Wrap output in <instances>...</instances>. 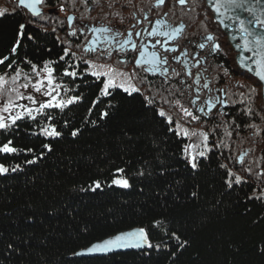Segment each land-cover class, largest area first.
Instances as JSON below:
<instances>
[{
  "label": "trees",
  "instance_id": "trees-1",
  "mask_svg": "<svg viewBox=\"0 0 264 264\" xmlns=\"http://www.w3.org/2000/svg\"><path fill=\"white\" fill-rule=\"evenodd\" d=\"M7 2L15 7L0 16V59L8 57L13 66L0 65V75L20 69L33 75L25 61L38 69L53 61L55 78L69 89L65 97L82 100L63 111L46 110L50 118L38 115L0 130V147L11 141L18 149L0 153V165L9 169L0 174V264H264V175H252L264 158L242 167L229 144L234 135L241 142L250 134L244 112L228 117L227 127L235 120L239 128L226 137L219 127L216 147L192 169L183 152L189 141L156 115L159 103L145 100L157 96L153 90L101 96L100 80L69 67L77 65L75 51L57 24L31 17L16 0ZM65 70L77 71V78L64 76ZM49 126L61 135L45 136L42 128ZM221 164L247 183L228 188ZM118 169L130 188L108 186ZM97 179L102 190L93 192L89 186ZM140 228L159 249L88 252Z\"/></svg>",
  "mask_w": 264,
  "mask_h": 264
},
{
  "label": "flooded vegetation",
  "instance_id": "flooded-vegetation-1",
  "mask_svg": "<svg viewBox=\"0 0 264 264\" xmlns=\"http://www.w3.org/2000/svg\"><path fill=\"white\" fill-rule=\"evenodd\" d=\"M169 1L165 0L163 5L157 0H143L139 3L134 1L135 3L128 4L126 10H122L124 0L122 3L116 0H88L87 4H84L83 0H75L74 3L73 0H67L66 4H63V0H46V3L40 6L43 12L39 18L47 14V9L50 12L54 11L53 23L57 24L63 34L62 37L68 38L73 45L75 52H71L72 57H75L76 66L81 69V73L96 80L90 75L92 69L89 64L84 63L87 60L131 76L132 82L141 91L155 92L157 96L154 100L170 114L174 124L181 122L175 117L180 114L174 112L182 113L180 105H183L194 116L199 117L198 121L202 120L207 123V127L215 128L212 133L208 132L209 144L214 149L217 134L220 132L218 119L221 116L228 118L234 110L226 103L227 96L225 97V90L221 88L222 74L242 76L256 86L262 84L239 68L238 53L227 34L216 23L214 14L205 0H195L200 12L194 13L193 17L209 16L207 20L212 23L213 31L216 33L218 31L226 39L223 44L233 57L217 55L221 48L219 50L215 48V45L219 44L216 37L212 33L201 34V23L185 21V18L193 13L188 8L190 5L188 0L185 5H180L178 1L173 2L165 12H159L158 8L167 6ZM201 2L205 4L203 15ZM113 3L116 7L110 6ZM58 5H63L66 11L60 12ZM106 9L109 12H106ZM42 22L48 23L44 19ZM100 27H107L111 31L107 33L92 31L93 28ZM73 30L76 32L75 36L70 35ZM209 36L213 39L208 40ZM201 44L204 45L203 48L200 47ZM245 50L248 51L246 48ZM154 56L161 61L158 66L148 63ZM103 79L102 77L100 81ZM205 84L208 85L207 88L204 87ZM162 95H166L165 98H162ZM217 98L223 103H217ZM201 108L202 112L199 111ZM261 108L264 112V105ZM184 121L195 120L185 117Z\"/></svg>",
  "mask_w": 264,
  "mask_h": 264
},
{
  "label": "snow or ice",
  "instance_id": "snow-or-ice-1",
  "mask_svg": "<svg viewBox=\"0 0 264 264\" xmlns=\"http://www.w3.org/2000/svg\"><path fill=\"white\" fill-rule=\"evenodd\" d=\"M21 5L30 9L31 13L34 16H41L40 9L37 7L38 5H42L46 3V0H20ZM75 0H73V3ZM88 0H83L84 4H87ZM180 5H185L186 0H178ZM67 0H63V4H66ZM131 3V0H129ZM159 3L163 5L165 0H159ZM111 7H116V4L113 3L110 5ZM127 4L122 6V10L127 9ZM58 10L60 12H65L66 8L63 5H58ZM236 10H242L250 15V19L247 21L250 25H255L258 28H264V9H254L250 6L247 0H215V11L220 16H227L229 12H234ZM231 19H238L237 17H230ZM239 31L243 34L245 40V48L249 51L252 50L249 45L254 44L257 49H264V36H260L258 34H254L249 30L248 27L245 26V21L243 19H239ZM24 26L22 25L21 28ZM87 27V26H85ZM92 31L94 32H110L111 30L107 27H100V28H93ZM179 31V30H178ZM20 36H23V32L19 33ZM70 35L75 36L76 32L73 30ZM251 37L252 39H249ZM30 38V37H29ZM208 40H212L213 37H207ZM201 48L204 47L203 44L200 45ZM20 48V44H16L14 47L11 48V52L13 54L17 53V50ZM215 48L217 50L220 49V45L216 44ZM133 49L135 46L133 45ZM65 55H67V50L65 51ZM61 59H64L62 56ZM6 61L8 63L6 64ZM160 59L158 57H153L152 60H149V64H156L157 66L160 63ZM25 63L31 66L32 73L37 78L35 83L32 82L29 73H25L23 69H20L15 72L14 75H10L8 72H5L4 75H0V130L8 131L12 129L14 126H17L18 121H23L26 118L31 120H36L38 115H44L45 117L50 118V113L46 110L50 109H59L63 111L65 108L78 103L82 100V97L76 95L71 97L62 98L60 95V90L63 89L65 93L69 91V89L62 85L58 84L55 81L54 73L55 69L51 66L54 62L48 61L44 64L42 69H38L35 64H32L31 61H25ZM84 63L89 64L92 71L90 75L94 76L97 80L102 81V87L100 88V95L103 97H108L112 94V92L116 89H120L123 92L127 93L129 96L133 95L134 93H140L141 89L137 87L132 82V77L126 75L123 72H119L114 68L105 66V65H96L90 61H84ZM163 63H167V61H163ZM0 65H5V68L8 70L12 69V61H9L8 57L0 59ZM69 67L75 68L78 67L76 65H69ZM257 67L259 71L257 72V76L260 81L264 82V53L261 55V59L257 61ZM64 76L71 77L72 79L77 78V71H68L65 70L63 73ZM21 78L25 81L21 83ZM35 93H40L42 96L48 97V99L44 102H39L33 95L28 94L25 95L24 92L19 91L20 88H23L27 91L29 88ZM205 88L208 87L207 84L204 85ZM255 92V89L251 90ZM27 100L32 105H37L38 107H30L29 105L22 104L20 101ZM145 100L148 105H152L155 103L153 98L145 97ZM99 101H97L98 103ZM217 103H223L217 98ZM239 103L244 104L245 101L241 99ZM184 115L186 117H190L192 120H199L198 116H194L191 111L187 108H184L183 105H180ZM199 111H203V109H199ZM244 112L248 116L253 115L252 107L249 105ZM7 114V115H5ZM104 117L108 116V112L102 113ZM156 115L163 118V121L166 122L168 125L172 126L174 124L173 118L168 115L163 108H160ZM232 125L235 127L232 128ZM248 127L254 130V135L260 134L259 126L256 124H248ZM232 130H229V129ZM239 128V125H236L235 120L232 121V124L229 127L224 129V133L226 136L231 137L233 131ZM169 131H173L178 136H183L187 139H191V137L195 136L199 138V144H188L184 147V159L190 165L192 169H197L199 166V158L206 159L208 154L213 151V146L209 144V133L205 131H190L188 128L180 125L178 122L175 123L174 127H170ZM215 131V130H213ZM42 133L45 136L56 138L61 135L59 131L54 126H49L42 128ZM73 136L78 135V132H73ZM11 141L5 143L2 147H0V153H16L18 149L16 147L11 146ZM48 151H51V147L45 145ZM34 162V161H30ZM243 163V160L240 161ZM221 168L226 169L225 172V184L228 188H232L233 185H240L243 183H247V180L244 179L242 176L237 175L236 173L232 172L228 169V166L225 164L220 165ZM16 168H13L12 171H16ZM9 171L8 168L0 165V174H6ZM123 169H118L117 177L112 179L111 184L108 186H117L120 188H130L131 185L129 180L123 176ZM249 175L251 174V170L247 169ZM140 175H143L141 172ZM260 175H264L261 173ZM90 190L95 192L97 190H102V183L100 180H94L92 184L89 186ZM82 191H86L89 189H81ZM195 195V193H193ZM255 199H261V196L254 197ZM159 226V225H157ZM179 240V237H176ZM156 248L159 249V244L153 245L149 238V233L146 229L140 228L138 230L117 235L113 239H109L103 243L96 244L91 249L88 250L89 253H108L114 250L124 249V248ZM264 251V250H262ZM78 255H83L85 253H77Z\"/></svg>",
  "mask_w": 264,
  "mask_h": 264
},
{
  "label": "rangeland",
  "instance_id": "rangeland-1",
  "mask_svg": "<svg viewBox=\"0 0 264 264\" xmlns=\"http://www.w3.org/2000/svg\"><path fill=\"white\" fill-rule=\"evenodd\" d=\"M119 2H123V0H116ZM139 3L142 2L143 0H131V3H129V0H124L125 4H132L135 2ZM159 1V0H157ZM178 0H170L169 4L167 6H161V8H158L159 12H165V10H167L170 5H172L173 2H177ZM6 2L8 4L9 7L6 6V4L4 3ZM16 2L18 3V1L16 0ZM189 2V7L193 13L191 16L186 17L185 21L186 22H199L201 23V34L202 33H212L216 39L218 40L217 42L220 44V51L217 53V55L219 56H226V57H233V54L231 55L228 48L223 44L225 43L226 39L223 38V36H221V34L217 31L214 32L213 31V27H212V23H210V20L208 21L207 19L209 18V16H204L202 14V12H204V7L205 4L204 2H201V14L203 15L201 18H195L193 17L194 13H199L200 11L197 9L196 5H195V0H188ZM12 3L9 4V2H7V0H0V16H2L5 13L10 12L12 7H15ZM141 4V3H140ZM18 6V5H17ZM107 6V5H106ZM105 6V8H107ZM173 8V7H171ZM54 12V11H53ZM53 12H50L47 9V14H45L43 17H40L38 19H40V21H42V19H44L46 22H48V24L51 26L52 23L55 21ZM106 12L107 11L106 9ZM226 38V37H225ZM229 55V56H228ZM228 58V60H229ZM217 63L218 61L215 60ZM224 63V61H222ZM104 64V62H102ZM230 67L232 66V63L230 62ZM14 75V74H12ZM30 78L32 79V82L35 83L36 81V77L33 75H30ZM55 78V76H54ZM222 89L225 90V99H226V103L227 105H229V107L232 110V113L238 112V111H243L244 109H246L247 107H249V105L252 107L253 110V115L252 116H248L244 114L249 118V123L250 124H256L259 126L260 134L259 135H254V130L250 127H245L248 131L249 136L248 138L241 142H238L240 140H238V136L234 135L235 139H230L229 140V144L232 145L231 147V153L234 154L235 152H237V156H238V160H239V165L244 167V166H248L250 164H252L251 162H253L254 164H259L260 159L264 158V112L261 110V106L263 107V87L262 86H256L255 84H253L252 81H250L247 78H244L242 76H238V75H229L227 73L222 74ZM56 83L60 84L59 81H57V79L55 78ZM21 83L25 82L22 78H21ZM255 89V92H252L251 90ZM19 91L24 92L25 95L31 94L33 95L39 102H44L48 99V97L42 96L40 93H35L32 88L30 87L27 91H25L23 88H20ZM60 95L62 98H65L66 93L64 92L63 89L60 90ZM243 99L245 101L244 104L239 103V101ZM20 103L22 104H26L29 105L30 107H38L37 105H32L30 104L29 101L27 100H22L20 101ZM220 107V106H219ZM175 114H180V115H175V117H177L178 119H180L181 122H179L180 125L184 126L185 128H188L190 131H205V132H213V130H215V128L213 127H207L206 126V122L202 121H198L195 120L193 122H188V121H184V118L186 117L184 115V113L182 112H174ZM173 116L174 114L171 113ZM7 115V114H5ZM218 121H220V127L223 126L222 128V132L224 133V129L225 127H227V124L230 122L229 118H223V116H221ZM189 123V124H188ZM248 123V124H249ZM225 135V134H224ZM226 136V135H225ZM227 137V136H226ZM185 138V137H184ZM187 139V138H186ZM189 141V144H199V138L198 137H191V139H187ZM238 140V141H237ZM243 160V163H240V161ZM240 167L239 170L240 172L244 171V168ZM255 171V172H253ZM252 171V175L256 176V172H260V173H264V165L262 164V166H259V170H255L253 169ZM263 176V175H262Z\"/></svg>",
  "mask_w": 264,
  "mask_h": 264
},
{
  "label": "water",
  "instance_id": "water-1",
  "mask_svg": "<svg viewBox=\"0 0 264 264\" xmlns=\"http://www.w3.org/2000/svg\"><path fill=\"white\" fill-rule=\"evenodd\" d=\"M25 2H27V0H25ZM205 2L207 3V6L209 7V9L213 12L216 23L219 26H221L223 31L229 37L230 43H232L234 49H236L238 53L237 63H238L239 68L242 71L247 72L250 75H252L254 78H256L264 87V82L260 81L257 76V72L259 71L257 67V61L261 59V55H262V52L264 53V49L258 50L257 47L254 44H252V45H249V47H254L255 48L254 52H256L257 54L259 53L260 56H257L256 54H253V55L248 54L247 51L243 49L244 47H242L243 45H245V41H244L243 34L239 31V24H235L236 19L233 20L230 18L233 16L240 18L242 15L246 16V14L248 13L240 12V10H236L234 12H229L227 16H220L215 11V0H205ZM247 2L250 6H252V4L254 6L255 4L256 6L255 9H264V0H247ZM18 6L21 9L26 10L31 16L37 17L31 13L30 9L22 6L20 0H18ZM40 6L41 5H38L37 7L40 9ZM40 12L42 14L43 11L40 9ZM247 16L248 17L245 23H247V21L251 18L249 14ZM249 30L253 32L254 34L264 36V28H258L255 25H252V27ZM249 39H252V38L249 37ZM125 249H128V248L114 250L112 252L119 253V252H123Z\"/></svg>",
  "mask_w": 264,
  "mask_h": 264
},
{
  "label": "bare ground",
  "instance_id": "bare-ground-1",
  "mask_svg": "<svg viewBox=\"0 0 264 264\" xmlns=\"http://www.w3.org/2000/svg\"><path fill=\"white\" fill-rule=\"evenodd\" d=\"M223 32H224V31H223ZM247 53L250 54V55L256 54L257 56H260L259 53L257 54V53L254 52L253 50H251V51L248 50ZM262 53H263V52H262Z\"/></svg>",
  "mask_w": 264,
  "mask_h": 264
}]
</instances>
